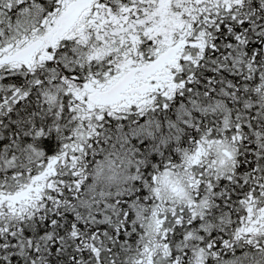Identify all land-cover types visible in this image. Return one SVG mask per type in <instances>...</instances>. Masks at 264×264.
Masks as SVG:
<instances>
[{
	"label": "snow or ice",
	"instance_id": "obj_1",
	"mask_svg": "<svg viewBox=\"0 0 264 264\" xmlns=\"http://www.w3.org/2000/svg\"><path fill=\"white\" fill-rule=\"evenodd\" d=\"M0 264H264V0H0Z\"/></svg>",
	"mask_w": 264,
	"mask_h": 264
}]
</instances>
